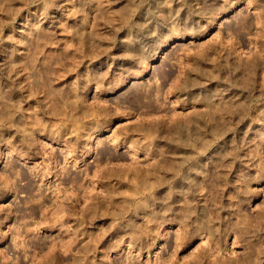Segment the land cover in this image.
Listing matches in <instances>:
<instances>
[{"label": "rangeland", "instance_id": "1", "mask_svg": "<svg viewBox=\"0 0 264 264\" xmlns=\"http://www.w3.org/2000/svg\"><path fill=\"white\" fill-rule=\"evenodd\" d=\"M0 264H264V0H0Z\"/></svg>", "mask_w": 264, "mask_h": 264}]
</instances>
